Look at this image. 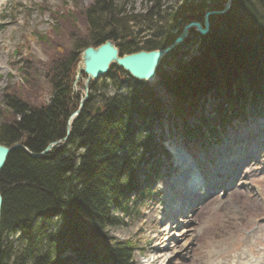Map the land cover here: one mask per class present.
Instances as JSON below:
<instances>
[{
	"label": "trees",
	"instance_id": "trees-1",
	"mask_svg": "<svg viewBox=\"0 0 264 264\" xmlns=\"http://www.w3.org/2000/svg\"><path fill=\"white\" fill-rule=\"evenodd\" d=\"M118 1L93 0L84 10V32L74 40L73 52L49 64L47 83L54 97L48 105L34 107L8 95L0 103L10 119L0 124V145H20L38 155L59 142L39 158L20 148L7 157L0 172V264H133L135 248L113 242L107 230L121 224L114 212L138 218L149 184L161 177V158L168 155L152 129L160 115L157 92L171 104L174 117L197 121L192 129L184 123L183 134L196 142L218 141L232 122L264 119V0H232L224 16L210 18L207 36L192 31L162 60L155 84L135 81L111 66L109 73L124 76L114 83L122 93L103 96L98 114L94 86L88 85L91 93L63 142L80 101L73 95L72 71L84 49L106 41L120 56L164 49L184 25L202 23L206 12L221 10L226 0H174L167 10L165 0H147V13L155 11L165 27L142 37L126 32L128 20L116 11ZM195 40L196 57L170 75L163 71L170 57ZM210 99L216 105L207 115L202 106Z\"/></svg>",
	"mask_w": 264,
	"mask_h": 264
},
{
	"label": "rangeland",
	"instance_id": "rangeland-1",
	"mask_svg": "<svg viewBox=\"0 0 264 264\" xmlns=\"http://www.w3.org/2000/svg\"><path fill=\"white\" fill-rule=\"evenodd\" d=\"M0 1V103L8 95L34 107L48 105L54 97L47 83L49 64L53 60L62 61L73 52L74 40L82 38L84 32L83 12L93 0ZM164 3L163 9L167 10L174 6L175 1L165 0ZM150 7L147 0L117 2L116 11L122 12L128 20V24L124 25L126 32H136L142 37L165 27L150 17L147 13ZM199 49L197 40L190 41L177 53V58L173 56L165 62L163 71L172 74L179 63H187L196 57ZM181 52L186 56L183 57ZM80 54L72 71V91L81 100L86 77L81 74L75 79L80 67ZM123 79L122 73L112 72L94 83L89 82L88 85L94 86L93 107H99L105 95L121 94L115 84ZM155 81L156 78L146 84L151 86ZM89 93L88 88L87 98ZM157 93L162 110L152 129L157 141H163L162 146L170 160L161 158V177L149 184L138 218L124 219L120 213L114 212L121 224L107 230L109 238L135 248L133 264H148L151 257L158 256L156 251L151 250L152 240L159 232L169 228L168 224H164L165 190L181 177L171 155L174 150H181L194 161L203 178L208 177L210 182L219 184L217 189L209 192V196L219 192L224 196L214 200L192 225L195 237L190 248L171 255L166 264H264V119L249 117L245 123L232 122L226 126L225 137L220 142L206 137L196 142L183 134L184 123L192 129L198 125L197 121L190 116L184 121L174 117L171 104L161 93ZM214 107L211 99L202 106L207 115L212 114ZM6 120H10L9 115L0 104V124ZM139 122V119H134V123ZM201 142L203 145L199 148ZM181 189L178 194L181 205L185 209L189 207L190 213L194 212V207L202 203L199 201L202 196H193L204 192L199 186L190 188L186 185L184 190L183 187ZM133 197L130 194L129 199ZM232 214L237 217L231 219ZM224 222L234 224L224 230ZM218 236L225 239L223 244L214 246L213 257L202 259L200 252L206 243ZM170 245V242L166 243V246Z\"/></svg>",
	"mask_w": 264,
	"mask_h": 264
},
{
	"label": "water",
	"instance_id": "water-1",
	"mask_svg": "<svg viewBox=\"0 0 264 264\" xmlns=\"http://www.w3.org/2000/svg\"><path fill=\"white\" fill-rule=\"evenodd\" d=\"M232 0H226L223 8L218 11H208L203 15L202 23L189 22L184 25L181 32L176 36L173 42L162 50L149 52H139L130 55L120 56L112 41H106L98 47H88L80 54V67L77 70L75 79L82 74L86 77L84 84V96L79 101L78 109L72 114L67 124V134L63 142L68 139L71 123L78 117L87 100L88 83H94L99 78L105 77L109 73L111 66H115L130 78L138 82L152 83L156 78V72L160 62L164 57L181 46L187 40L189 33L194 32L200 37H205L210 31V18L215 16H224L230 9ZM57 143L50 144L44 151H50ZM22 149L28 155L39 158L42 154L34 155L29 153L24 147L14 145L10 148L0 145V172L4 168L9 153L14 149ZM1 206L2 198L0 195V224H1Z\"/></svg>",
	"mask_w": 264,
	"mask_h": 264
},
{
	"label": "bare ground",
	"instance_id": "bare-ground-1",
	"mask_svg": "<svg viewBox=\"0 0 264 264\" xmlns=\"http://www.w3.org/2000/svg\"><path fill=\"white\" fill-rule=\"evenodd\" d=\"M0 4H1V1H0ZM154 12L155 11H153V13ZM152 14L150 16H155L153 18L155 19L156 23H159L160 19L157 17V15H155V13L153 15ZM162 16L163 15L161 14V16H159V17L162 18ZM163 17H165V15ZM157 21H159V22H157ZM188 38H189V36H188ZM160 50H162V49H160ZM153 51H155V50H153ZM139 52H143V51H139ZM139 52H137V53H139ZM145 52H149V51H145ZM133 54H135V53H133ZM167 56L168 55H166L164 58H166ZM100 110H101L100 107H96L94 114H98L100 112ZM161 110H162V106L159 105L158 111H161ZM44 151L41 152V154L44 153ZM50 151H47L43 155L47 154ZM173 152H174V156H175L176 161L178 163H182V166L184 165L183 166L184 175H187L186 181L184 180V175H183V177H180L178 179V181L173 182V184L167 190H165V194H166L165 199L167 200V205H166V214L164 217V221H165L164 224L165 225L168 224L169 228H167L165 231L159 232L157 235L154 236V238L152 240L153 242H152L151 250L156 251L158 256L154 255L153 257H151L150 260L148 261V264H166L168 262V260L170 259L171 255L182 252V250L189 249L190 246L193 244V239L195 237L194 236L195 231L193 230L192 225H194L196 223V221H198V218H200L204 214V211L207 209V207L214 200L218 199L221 195H223L221 192H219L217 195L209 196V192L212 191L213 189H217L216 187L219 184L216 182H213V181L210 182L208 180V177H207L208 175H206L207 179L205 177L203 178V176L197 172V170H196L197 166L192 165V163H189V160L187 159V156L185 155L184 152H182L181 150L180 151L174 150ZM244 154L245 153L240 154V155H244ZM43 155H41V157ZM187 160H188V162H187ZM184 162H187V165ZM195 177H197L198 179H196ZM184 182H185L184 188L186 187V185L190 188L191 187L195 188L196 186H199L201 188V190L204 192L203 194H195L193 196L194 198H199L200 196H202V198H200V200H199V201H202V203L200 205H198L197 207L193 206L194 212L192 211L191 213L188 211L189 207H186V209H185V206H184V208H183V206L181 205V202L179 201V197H178L179 192L182 191L181 188H182ZM185 191H187V190H185ZM207 195L209 197H206ZM235 217H237V215L232 214L231 219H233ZM231 224H234V223H232V222L225 223L224 222V224H223L224 230L229 228V226ZM179 229H181L180 232L178 231ZM14 237H13L14 238L13 240H15V243H16V236H14ZM217 238L219 239V242H218ZM217 238H215V240L212 239L211 241L206 243L204 250L200 252V257H202V259H204V258L209 259V258L213 257L215 254V250H216V247H214V246H218V244H223V242L225 241V239H221L220 236H218ZM220 239L222 241H220ZM168 242L171 243L170 247L166 246V243H168ZM232 245L234 246L235 243L233 242ZM204 263L205 262H202L201 264H204Z\"/></svg>",
	"mask_w": 264,
	"mask_h": 264
}]
</instances>
